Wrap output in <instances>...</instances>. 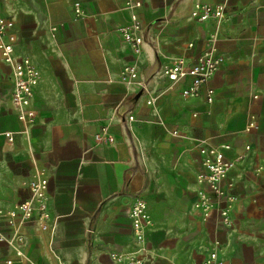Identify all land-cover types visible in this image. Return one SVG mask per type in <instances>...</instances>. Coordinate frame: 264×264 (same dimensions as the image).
<instances>
[{
	"label": "crops",
	"instance_id": "obj_1",
	"mask_svg": "<svg viewBox=\"0 0 264 264\" xmlns=\"http://www.w3.org/2000/svg\"><path fill=\"white\" fill-rule=\"evenodd\" d=\"M140 1L136 54L121 34L131 26L126 0H0L17 56L40 72L27 127L0 51V132L13 134L12 142L0 136V264H126L112 254L145 264H264V0ZM196 4L224 5L225 19L199 22ZM214 35L224 63L199 97L185 98L192 78L171 84L162 69L179 58L192 67ZM128 65L135 77L122 75ZM204 146H229L224 154L236 162L230 229L219 204L207 220L193 206ZM38 174L48 183L50 229L12 228L6 214L30 198L26 184ZM137 198L153 223L142 244L129 218Z\"/></svg>",
	"mask_w": 264,
	"mask_h": 264
},
{
	"label": "built area",
	"instance_id": "obj_2",
	"mask_svg": "<svg viewBox=\"0 0 264 264\" xmlns=\"http://www.w3.org/2000/svg\"><path fill=\"white\" fill-rule=\"evenodd\" d=\"M126 7L131 11V26L123 28L121 34L131 50L139 54L144 43V37H142L144 27L138 13L142 7V2L140 0H126ZM194 10L199 22L214 20L221 23L226 16L224 5L196 4ZM84 14L82 4L75 2V17L82 18ZM15 42L13 36L8 37L6 20L0 16V51L3 62L11 67L13 81L12 107L18 120L29 127L36 122L37 114L32 107V103L40 82V72L30 58L17 56ZM211 42L210 51L199 57L192 67L188 68L186 61L179 58L173 64L166 65L162 69V74L171 84H177L187 77L192 78L191 85L182 91V96L185 98L199 97L202 86L224 63V58L217 54V38L215 35L211 37ZM122 75L135 77L137 75L136 66H126L122 71ZM206 97L208 104H212L215 99L214 90H207ZM148 103L151 104V102ZM248 127V131L257 128L254 118H252ZM106 134L107 130L104 128L102 134L96 136V140L102 141ZM0 136L5 137L9 142L13 141L11 132H0ZM229 149V146H224L223 149L208 148L206 146L200 148L204 171L198 175L197 180L202 189L198 192L197 199L193 204L194 209L201 214L204 220L211 216V213L219 204L218 213L220 214L221 223L226 229L233 226L231 206L238 198L233 193L234 182L229 179L230 173L236 167V162L227 159L224 154V150ZM249 150L250 146L246 147V151ZM243 159L244 156L240 155L236 160L242 161ZM26 185L30 192V198L6 214L8 225L16 228L19 224H36L41 231H48L51 220L47 204L48 183L42 180L41 174H38L35 179L29 181ZM149 213L146 201L137 198L132 205L129 218L134 239L138 244L145 241L147 229L152 228L153 223ZM2 215L3 212L0 210V216ZM5 240V236L0 231V242ZM216 246L219 247V242H216ZM17 255L21 256V253L17 252ZM111 258L116 263L145 264L143 259L135 257L133 254H112ZM202 264H224V262L215 257L206 259Z\"/></svg>",
	"mask_w": 264,
	"mask_h": 264
}]
</instances>
